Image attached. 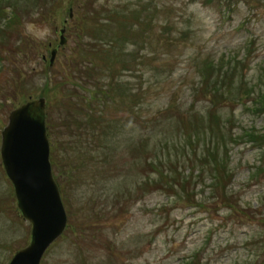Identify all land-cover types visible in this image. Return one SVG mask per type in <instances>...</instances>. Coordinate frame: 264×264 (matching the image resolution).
<instances>
[{"label": "rangeland", "instance_id": "1", "mask_svg": "<svg viewBox=\"0 0 264 264\" xmlns=\"http://www.w3.org/2000/svg\"><path fill=\"white\" fill-rule=\"evenodd\" d=\"M263 93L264 0H0V148L46 97L68 215L41 264H264ZM31 230L0 156V264Z\"/></svg>", "mask_w": 264, "mask_h": 264}, {"label": "water", "instance_id": "2", "mask_svg": "<svg viewBox=\"0 0 264 264\" xmlns=\"http://www.w3.org/2000/svg\"><path fill=\"white\" fill-rule=\"evenodd\" d=\"M63 34L62 45L67 42ZM56 53L53 50L52 64ZM46 105L45 98L24 103L11 112L2 132V161L14 185L18 208L32 224L30 244L19 250L9 264H41L49 246L67 226V214L50 161Z\"/></svg>", "mask_w": 264, "mask_h": 264}, {"label": "trees", "instance_id": "3", "mask_svg": "<svg viewBox=\"0 0 264 264\" xmlns=\"http://www.w3.org/2000/svg\"><path fill=\"white\" fill-rule=\"evenodd\" d=\"M264 100V99H263ZM264 105V101L262 102V106ZM52 115V114H51ZM49 131H50V129H49ZM52 157H53V154H52ZM53 163H54V161H53ZM54 166H55V163H54ZM180 178V177H179ZM220 178H221V173H220ZM168 181V180H167ZM167 183V182H166ZM185 184H186V189L187 188H189V186L190 185H188V182H185ZM175 185L173 184V185H169L168 186V188H167V191L169 192V193H175L176 194V192H173V191H175Z\"/></svg>", "mask_w": 264, "mask_h": 264}]
</instances>
